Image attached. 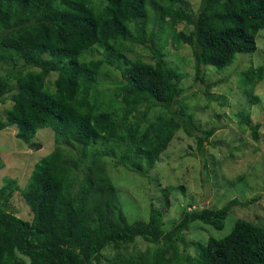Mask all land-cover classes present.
Returning a JSON list of instances; mask_svg holds the SVG:
<instances>
[{
	"label": "trees",
	"instance_id": "obj_1",
	"mask_svg": "<svg viewBox=\"0 0 264 264\" xmlns=\"http://www.w3.org/2000/svg\"><path fill=\"white\" fill-rule=\"evenodd\" d=\"M261 29L264 0H199L196 10L181 0H0V104L11 102L0 131L15 126L33 147L37 131L50 128L55 142L23 187L14 178L0 187V264H264V226L242 217L220 238L191 241L194 254L185 250L191 224L221 230L231 208L246 203L185 209L169 228L153 205L147 219L129 221L104 171L120 147L115 164L142 174L179 129L200 151L214 132L194 134L183 74L165 58L169 43L190 47L204 83L206 67L254 53ZM115 70L107 92L101 76ZM263 77L258 67L246 83ZM242 122L259 140L260 123ZM15 191L30 220L10 204ZM138 240L144 249H129Z\"/></svg>",
	"mask_w": 264,
	"mask_h": 264
},
{
	"label": "rangeland",
	"instance_id": "obj_2",
	"mask_svg": "<svg viewBox=\"0 0 264 264\" xmlns=\"http://www.w3.org/2000/svg\"><path fill=\"white\" fill-rule=\"evenodd\" d=\"M181 1L193 10L199 5V0ZM182 27L177 25L178 29ZM256 41L254 53H237L233 62L222 69L206 67L204 83L195 78L190 47L176 50L171 43L167 45L166 61L183 74L180 86L184 89L183 95H187L183 103L193 114L194 134L201 135V130L215 128L203 141L201 151L196 136L179 129L157 161L148 171L142 170V174L115 164V157L123 147L116 156H105L104 171L129 221L147 219L153 205L162 212L159 218L162 225L169 228L185 209L218 208L232 198L246 203L231 208L221 230L199 222L191 224L186 237L188 247L184 248L191 254H194L191 241L205 242L209 236L220 238L228 234L238 217L264 226V77L253 84L246 83V73L250 70L261 67L264 71V29L259 31ZM143 58L151 60L145 52ZM54 76L51 74L49 78ZM117 76L116 70L110 75L103 74L101 77L106 81L103 89L111 92L112 80ZM206 84L212 85L206 87ZM10 105V100L0 104L1 113ZM245 118L252 124L260 123L259 140L252 138L251 129L242 122ZM34 140L39 144L33 147L24 144L17 138L15 126L0 131V187L11 178L23 187L37 159L55 146L50 128L39 129ZM10 204L19 217L32 218L19 191H15ZM144 247L145 242L138 240L129 249ZM114 252L108 247L104 254L111 256Z\"/></svg>",
	"mask_w": 264,
	"mask_h": 264
}]
</instances>
